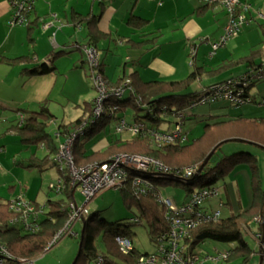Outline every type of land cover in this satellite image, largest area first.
<instances>
[{
    "label": "trees",
    "instance_id": "1",
    "mask_svg": "<svg viewBox=\"0 0 264 264\" xmlns=\"http://www.w3.org/2000/svg\"><path fill=\"white\" fill-rule=\"evenodd\" d=\"M133 18L130 17L128 20L132 21L134 20ZM75 19L78 23H85L88 26H93L94 24L93 19L88 16H76ZM98 40L96 34L90 31L86 44L98 50ZM193 45L194 43L190 46ZM75 49L80 50V45L76 44ZM59 55L60 52L58 53ZM260 55L261 49H258L250 52L246 57L236 61H228L225 65L219 67V69L207 72L203 66L196 67L195 55L189 54L193 58L190 67L195 68L192 69L186 78L180 81L157 80L145 82L142 81L137 72L123 75L114 83L108 82L104 77L105 82L109 86H116L123 81H129L134 93L125 92L120 98H109L107 100L108 107H116V110L99 119H94L92 115L94 100L91 103L85 104L83 113L76 120L67 124L60 122L55 128L54 134L46 131V127L53 122L54 118L50 113L48 100L40 103L36 110L16 111V113L21 115L22 121L19 118L16 119V123L8 131L18 135L20 143L24 144V147L36 145L46 150V155L42 159L35 158L34 156L30 158L25 168H41L39 162H47L50 155H54L50 164L57 168L55 155L59 143L55 142L54 137L64 138L67 133L76 129L78 125L86 120L87 124L82 134L74 140L72 146V154L76 166L103 163L114 155L127 154L151 157L162 163L172 172L183 171L185 168H192L194 170L193 176L186 181L174 179V177L172 178L168 175L153 177L150 174L129 170L126 185L119 191L122 193L125 205L135 208L137 218L124 222L121 225H112L105 223L103 220H98L90 214L84 217L81 229L83 231L82 248L75 264H91L98 259L102 261V264H136L137 259L146 254H139L133 246L128 254L121 253L115 242V238L117 236H124L131 241L130 227L141 225L142 223L147 227L148 234L153 241H155L157 236L168 230V225L165 221V207L153 195H135L130 184L133 177H145L146 180L152 183L157 193H160V187H166L174 183L181 185L187 193L186 201L189 194L195 191L194 187H197V189L216 188L214 185L219 179L227 176L235 167L245 164L251 166L252 172V200L250 206L238 214H231L227 218L221 217L215 223L203 224L197 227L185 239L183 245L193 250L195 246L200 245L206 240L224 244H235L233 248L218 251L228 253V258L224 261L226 262L225 264H248L252 255L259 254V247L257 251L251 249L244 237V230H247L245 225L258 216L264 217V190L260 186L258 179L259 167L256 165L257 158L248 152H235L221 157H218L217 154L225 144L231 142L229 141L231 139L246 140L251 142L249 145L264 150V118H250L236 114H234L236 116H233L224 113L221 116L212 117L213 122L206 125L200 136L193 140H188L187 135L183 133L186 141L178 144L158 145L149 136L142 137L132 134L131 138L123 139L118 136L120 133H115L113 139L107 138L106 147L100 151H93L92 148L88 149L87 144L109 125L114 126L118 119H125L128 123L143 124L144 133L171 131L168 128H162V125L165 123H173L168 119L169 117L178 119L174 123L175 126H182L186 118L191 117V113L186 112L192 102L210 96L218 85L225 84L228 81L234 84L235 81L239 80L237 84L240 85L245 81H251L249 88L244 87L243 93L246 97L250 98L249 91L251 85L264 81V72L262 73V77L258 79L260 69L264 68V56L256 61L260 58ZM22 60L23 58H20L8 60V62L12 65ZM53 60L50 59L49 63H38L31 69L24 71V73L31 76L52 73L55 70L51 66ZM239 65L244 68V71L240 75L227 81H219L204 86L200 85L204 76L220 75L224 72L225 68L228 70ZM100 70L104 76L101 63ZM197 85L201 86L199 92L194 90V87ZM244 95L243 97L246 98ZM138 99H140L139 102ZM252 99H255L254 96H252ZM252 103L250 98V102L240 107H235L231 104L227 107L239 109ZM254 103L258 105V103ZM192 110L189 109V111ZM140 112H145L144 117L139 115ZM223 141L226 142L217 146ZM213 149H215L214 154L198 173L202 163ZM57 173L60 177L61 173L58 171V168ZM63 179L65 180L66 187L61 195L64 197L55 201L48 200L44 204L47 212L39 223V231L35 234L22 233L15 227L7 228L6 226H2V224L10 220L12 214L8 209L10 201L0 199V243L7 248L14 258L36 259V256L46 250V246L54 234L63 227L69 213L70 201L74 197V194L72 197V190L68 188V177H63ZM33 203L38 204L36 202ZM257 228L258 231L261 230V226H257ZM98 239L103 247L100 252L96 247ZM260 264H264L263 256Z\"/></svg>",
    "mask_w": 264,
    "mask_h": 264
},
{
    "label": "rangeland",
    "instance_id": "2",
    "mask_svg": "<svg viewBox=\"0 0 264 264\" xmlns=\"http://www.w3.org/2000/svg\"><path fill=\"white\" fill-rule=\"evenodd\" d=\"M259 23V25L254 24L252 27H254V31L260 33L261 40H264V37L262 38L261 32V26L263 22ZM243 28L244 26L239 30L236 36L232 37L228 41L224 48H221L219 52H217V57L216 55L212 59L208 57L211 51V45L209 48L202 46L199 50L197 59H195V66H203L208 72L216 70L220 64L227 63L228 61H236L245 57V54L248 55V49L247 53H244V51H242L244 49L241 48V45L238 46V44H236L235 47H237L235 50H233L234 47L231 43V41L235 40V43L240 44L239 38L244 30ZM168 31L169 29H167V35H169ZM52 39L53 38L51 37L50 40ZM54 43H56L55 39L53 40V44ZM107 44H111V46H113L115 45V42L108 41ZM159 44L164 48L163 55H165L167 52L172 53V51H169L168 49L176 47L175 43L171 45H162V43L159 42ZM103 45V43H100L98 46V53L99 55H102V59L104 58V50L106 48ZM55 46L56 45L54 44V47L52 46V48H49L48 58L51 60H53L58 55V50L61 49V47L58 48ZM68 46L69 49H67V51H70V53L66 54L60 52V55L57 56L53 61V64L57 68L56 73L58 80L52 92L50 93V96L48 97L50 101L49 109L54 118L53 122L46 127V131L51 134H54L53 130L60 122L73 121L75 118H77L80 112L83 113L85 104L93 102V100L97 97V92L92 87L90 70L86 63H83L85 59L83 60L81 58V54L83 55V53L81 50H78L81 52L80 54L77 49H75L76 44L74 42L70 43ZM257 48L261 49V55L264 56V41H261V43L257 45ZM126 51L128 52H125V55L129 53V50ZM125 55H123V57H125ZM42 60L43 59L40 60V63L43 62ZM192 60L193 58L192 56H189L188 49L187 54L185 53L184 55L183 61V65L185 68L187 67L188 74L192 71V69L195 68L190 67ZM44 62L49 63V61ZM123 65L127 67L130 66L131 63L122 61L121 65L117 69L119 76L122 75ZM106 67H108L109 70H112L114 67H116L115 63L109 56L106 59ZM237 68L238 67H235L234 69L230 68L228 70L225 68V70H223L224 72H222L220 75L204 76L200 85L204 86L214 84L219 81H227L230 78L238 76L240 75L241 71ZM187 73L178 77H161L159 80H180L187 77ZM200 85L195 86L194 90L199 92L201 90ZM261 88H264V81L251 85L249 94L253 103L251 105L247 104V106H245H249L247 109L253 108L255 105L254 102L262 104L263 98L256 95V90ZM254 95H256V98L252 99V96ZM7 106H9V109L1 111L3 114L1 118L3 123L0 122V147L3 149V151L0 153V199L11 201L15 198L22 197L26 201L36 202L40 205H44L48 200L55 201L63 198V195L57 194L51 189V186L55 185L60 178L57 173V168L50 164L51 159L54 158V155H50L49 160L45 163L39 162L42 169L25 168V165L28 164L30 158H33L34 156L35 158L42 159L44 155H46V150L39 148L36 145L24 147V144L20 143V137L18 135L13 133H5L8 125L4 121L18 119V113L14 112L12 109L31 111L36 110L38 108V104H33L32 107H29L28 105L20 106L17 103L11 102ZM227 106H229V103L222 101L220 103L211 105H199L192 111H189L188 109L186 113H191V117H187L181 126L182 131L185 135H187L188 140H193L199 137L203 128L213 122L211 119L212 117L221 116L224 113L234 115L237 113H242L243 110H245V107L233 109ZM243 114L245 115L246 113ZM139 115L144 117L145 112H140ZM255 117L259 116L255 115ZM168 119L173 123H165L162 125V128H168L169 130H172L175 127L174 123L177 122L178 119H173L172 117H169ZM15 123L16 121L13 122V124ZM129 134L127 132H123L118 136L122 137L123 139H127L131 137ZM114 136V126L109 125L87 144V148L91 149L92 146H94L100 140L107 138L113 139ZM54 140L56 143H59L62 141V138L54 137ZM235 152H248L257 158L256 165L259 167L258 179L260 186L264 190V150H261L256 146L243 143L229 142L222 147L217 155L218 157H221ZM251 176V166L245 164L235 167L227 176L219 179L214 185L218 189L219 196L210 201V209L219 211L222 218H227L231 214H238L242 210L247 209L250 206L252 200ZM194 189L198 190L197 187H194ZM160 193L164 200H169L173 205H179L183 203L187 195L184 188L181 185L175 183L166 187H160ZM84 201L85 199L81 195L80 191L78 189L75 190L74 202L76 206L81 207ZM87 209L91 216H95L96 219L103 220L105 223L112 225H121L124 222L137 218L135 208L125 205L122 193L119 190H107L99 193L91 200L87 206ZM9 221L2 224V226L12 228L13 226L8 224ZM245 227L247 229L244 230L245 240L251 249L257 251L258 246L254 240V234L258 231L257 225L253 224L252 220L250 223H247ZM81 229L82 222L79 221L73 227V231L78 234L77 237L66 236L62 238L56 245L46 249L42 254L36 256L35 264H72L77 256ZM129 230L131 232L132 246L137 252H139V254L155 253V241L150 238L148 229L144 226V223L141 225L131 226ZM97 241L96 247L100 252V250L103 248L102 243H100L99 239ZM234 246L235 244H224L206 240L200 245L195 246L193 253L199 255L201 258H207L216 255L217 251L223 249L228 250ZM91 264H93V262ZM248 264H260L259 256L257 254L252 255V258Z\"/></svg>",
    "mask_w": 264,
    "mask_h": 264
},
{
    "label": "crops",
    "instance_id": "3",
    "mask_svg": "<svg viewBox=\"0 0 264 264\" xmlns=\"http://www.w3.org/2000/svg\"><path fill=\"white\" fill-rule=\"evenodd\" d=\"M240 1L250 5L245 13L250 22L243 28L244 30L239 38L240 44L235 43V40L231 43L234 47L233 50L237 47L235 45L238 44L244 49L242 50L244 53H247V49L250 53L260 49L257 48V45L264 41L261 40L260 33L254 31L255 29L252 27L254 24L259 25V22H263L261 32L262 38L264 37V0ZM11 13L8 1L0 0L1 123H3L1 111L9 109L7 105L11 102L20 106L28 105L32 107L33 104L39 105L46 100L49 101L48 97L58 80L57 68L53 64L54 60L52 65L50 64L55 68L52 73L31 76L24 73V71L40 63L41 59H43V62L50 61L48 52L49 48L54 47V44L55 47H61L58 50L59 52L68 54L70 53V51H67L69 49L68 45L72 42L80 46L86 44L91 31L99 39L97 48L100 43H103V46L106 47L104 58H101L102 55H99V58L104 77L108 82L114 83L123 75L133 72H137L142 81L149 82L157 81L161 77L185 75L187 67L185 68L183 65V61L190 45L198 43L195 56V59H197L200 48L202 46L209 48L211 42L216 41L222 34L227 23L226 14L221 8L206 6L198 0H38L28 16L27 24L15 27L8 25ZM76 16H88L93 19V26L78 23L75 19ZM130 17H134V20L129 21ZM41 19L45 22H52V26L45 30L42 29ZM167 29H169V35H167ZM51 37L52 40H50ZM54 39L56 43L53 44ZM108 41L115 42L114 47L107 44ZM159 42L162 45L175 43L176 47L169 48L168 50L172 53L167 52L165 56L163 55L164 48L160 46ZM126 50H129L127 55H125V52H128ZM78 52L81 54L80 51ZM217 52L216 57L218 56ZM245 55L247 56V54ZM108 56L116 65L112 70L106 67ZM262 57L260 55V58L256 61ZM20 58H23V60L12 65L8 62V60ZM81 58L84 60L82 54ZM122 61L131 63V65L127 67L123 65L122 75L119 76L117 69ZM225 64H220L217 68ZM236 67L240 69L241 73L244 71L242 66ZM256 95L263 98L262 105L255 104L250 109H247L249 106L245 107L242 113L236 115L264 118V110H262L264 109V88L256 90ZM256 95H254V98H256ZM12 110L16 112L20 109ZM255 115L259 117H255ZM15 120L4 121L8 125L5 133H11L8 129ZM69 122L72 121H62L64 124ZM53 131L55 132V129ZM129 136L131 135L129 134ZM107 140H100L92 147V150L100 151L104 149ZM0 149L1 153L2 148L0 147Z\"/></svg>",
    "mask_w": 264,
    "mask_h": 264
},
{
    "label": "built area",
    "instance_id": "4",
    "mask_svg": "<svg viewBox=\"0 0 264 264\" xmlns=\"http://www.w3.org/2000/svg\"><path fill=\"white\" fill-rule=\"evenodd\" d=\"M11 8V17L8 21L10 27L23 26L27 24L28 16L34 9V4L38 0H7ZM102 1V0H91ZM206 6L221 8L227 17V23L223 28L222 34L216 42L211 43V51L209 58H212L216 52L224 48L228 41L236 36L239 30L249 24L245 13L250 5L241 3L240 0H198ZM160 5V3H158ZM42 29H48L52 26V22L40 20ZM189 47V54L196 56L197 45ZM80 50L84 55V61L90 70V78L92 87L97 92L94 99L92 115L94 119H99L106 114H111L116 107H108L107 100L111 97L120 98L125 92L134 93L129 81H123L116 86H109L104 80V76L100 72V61L98 50L88 44L80 46ZM264 68L259 71V78L262 77ZM264 78V76H263ZM239 81V80H238ZM233 84L228 81L225 84L218 85L213 93L203 99L194 101L189 105L192 110L198 105L216 103L226 101L229 104L240 107L250 102V98L246 97L244 87H248L251 81H245L242 85ZM243 95L247 98H244ZM248 102H247V101ZM140 99H138V102ZM258 103V106H261ZM18 118L22 121V117L18 114ZM87 121H83L76 129L67 133L62 141L59 142L58 150L55 155L58 171L61 173L55 185L51 189L61 194L65 189V180L68 177V188L72 190V197L75 190H79L85 201L81 207H77L74 197L69 204V213L63 227L59 229L46 246V249L56 245L62 238L66 236L77 237L78 234L73 231L74 225L89 215L87 209L91 200L107 190H120L125 187L128 180V171L134 170L143 174H150L153 177L168 175L181 181L189 180L194 173L192 168H185L183 171H170L159 161L143 155H127L117 154L112 156L106 162L92 163L84 166H76L72 154V146L74 140L82 134ZM144 125L141 123H128L125 119H118L114 125V131L117 134L123 132L130 133L134 136H149L154 143L158 145L178 144L186 141L182 128L176 125L171 131L144 133ZM178 177V178H177ZM131 187L135 195L150 194L155 196L156 200L165 207V221L168 230L155 239L156 251L154 254H146L137 259L136 264H225L228 253L218 252L214 256L201 258L194 254L187 246L183 245L186 238L197 227L203 224L215 223L221 218L219 211L210 209V201L219 196L217 188H203L190 193L187 200L179 205H173L169 200H164L161 193H157L152 183L145 177H133ZM9 211L12 218L8 224L19 229L22 233L35 234L39 231V223L46 215L47 208L45 205L35 204L24 200L22 197L15 198L9 202ZM253 224L261 226V230L254 234V240L260 247L262 256L264 257V217H256ZM263 238V241H262ZM115 242L119 251L128 254L132 249V243L124 236H117ZM0 264H35V259H16L7 248L0 243ZM93 264H102L98 259Z\"/></svg>",
    "mask_w": 264,
    "mask_h": 264
},
{
    "label": "water",
    "instance_id": "5",
    "mask_svg": "<svg viewBox=\"0 0 264 264\" xmlns=\"http://www.w3.org/2000/svg\"><path fill=\"white\" fill-rule=\"evenodd\" d=\"M229 141H231V142H236V143H243V144H247V145H249V144L251 143V142H248V141H246V140H240V139H231V140H229ZM224 142H226V141H223V142L219 143L217 146H219L220 144H222V143H224ZM254 145H256V144H254ZM214 151H215V149H213V150L207 155L206 159L204 160V162L202 163L200 169L198 170V173L202 170V168H203V167L207 164V162L210 160V158H211L212 155L214 154ZM81 222H83V219L81 220ZM82 239H83V231L80 232V235H79V244H78V252H77V256H76V258H75V260H74V262H73L72 264H75V262H76L78 256H79L80 253H81V248H82V243H81V242H82ZM262 241H263V238H262ZM259 252H260L259 259H260V262H261V261H262V254H261V249H260V248H259Z\"/></svg>",
    "mask_w": 264,
    "mask_h": 264
},
{
    "label": "clouds",
    "instance_id": "6",
    "mask_svg": "<svg viewBox=\"0 0 264 264\" xmlns=\"http://www.w3.org/2000/svg\"><path fill=\"white\" fill-rule=\"evenodd\" d=\"M260 248V247H259ZM261 254H262V252H261Z\"/></svg>",
    "mask_w": 264,
    "mask_h": 264
}]
</instances>
